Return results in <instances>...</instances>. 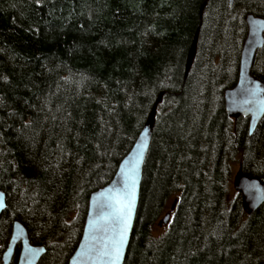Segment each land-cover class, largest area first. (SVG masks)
<instances>
[{
	"label": "trees",
	"instance_id": "1",
	"mask_svg": "<svg viewBox=\"0 0 264 264\" xmlns=\"http://www.w3.org/2000/svg\"><path fill=\"white\" fill-rule=\"evenodd\" d=\"M203 3L0 0V259L18 221L46 249L37 264H67L87 199L163 93L124 264H264V203L246 217L224 171L236 152L244 174L264 181V117L248 139L247 119L231 121L221 97L237 81L244 17L264 18V0H208L200 22ZM253 59L263 82L264 45Z\"/></svg>",
	"mask_w": 264,
	"mask_h": 264
},
{
	"label": "water",
	"instance_id": "2",
	"mask_svg": "<svg viewBox=\"0 0 264 264\" xmlns=\"http://www.w3.org/2000/svg\"><path fill=\"white\" fill-rule=\"evenodd\" d=\"M234 0H228V5L231 7ZM208 0H204L201 6L199 21L201 22L203 11L206 7ZM246 27V34L241 47L237 81L235 86L230 89L223 91V104L226 116L235 121L240 118L247 119L248 121V136L251 137L253 132L258 127L261 119L264 117V81L257 79L251 74V68L253 64V58L258 50L263 48L264 45V18L254 16L252 14H247L244 17V22ZM200 26L197 28L192 43L189 48V52L186 58L185 69H184V79L187 78L193 63L195 60L197 52V43L199 36ZM164 94L160 93L157 98H155L150 111H148V116L143 123V127L137 136L133 146L129 149L126 156L119 161V165L111 181L104 187H101L97 191L93 192L87 199V211L83 228L81 231V236L79 237V242L77 244L75 251L70 256L67 264H101V262L88 259L81 256V245L88 241L85 233L88 228V222L92 219L98 212L95 204L96 198L112 188H119L123 186V178L121 177L122 166L127 169L135 165V195L131 211V221L128 228L127 238L124 243L123 252L120 258L119 264H124V259L127 252V247L130 241V235L132 233L133 224L136 216V210L138 206L139 191L142 180V172L144 168V160H146L157 115L158 106L162 103ZM237 173L233 177L232 189L236 195L241 198V209L243 214L245 213L248 217L254 214V212L264 203V181L261 179L248 176L244 174L239 165ZM0 202H2L3 207H0V215L6 210V197L4 192L0 190ZM176 201L173 202L169 209V212L164 215V217L159 221V226H167L169 224L171 213L174 211ZM90 213L92 215L90 216ZM1 217V216H0ZM28 233L23 225L14 221L11 225V233L8 240L7 247L4 252H2V257L0 259V264H10L14 255V251L19 247L18 258L16 264H37L42 256L46 253V249L42 246H35L30 243ZM43 249V251L35 252L34 254L28 255L26 249Z\"/></svg>",
	"mask_w": 264,
	"mask_h": 264
},
{
	"label": "snow or ice",
	"instance_id": "3",
	"mask_svg": "<svg viewBox=\"0 0 264 264\" xmlns=\"http://www.w3.org/2000/svg\"><path fill=\"white\" fill-rule=\"evenodd\" d=\"M123 186L101 193L95 200L97 214L89 220L86 230L88 241L81 245V256L101 262L119 264L123 252L135 195V165L122 166ZM0 207H3L0 202ZM92 213H90V216ZM43 249H26L28 255Z\"/></svg>",
	"mask_w": 264,
	"mask_h": 264
},
{
	"label": "rangeland",
	"instance_id": "4",
	"mask_svg": "<svg viewBox=\"0 0 264 264\" xmlns=\"http://www.w3.org/2000/svg\"><path fill=\"white\" fill-rule=\"evenodd\" d=\"M247 131H248V126H247ZM252 136L251 137L248 136V139H251ZM259 140H261V139L259 138ZM258 147H259V145H258ZM225 158H226V160H225V170L224 171H225V175H226L227 180H228L227 183L229 184V189L232 192V194L233 195H236L235 192L232 189V183H231V181H233V177L237 173V171H238L237 169H238L239 165L241 166V161H242L241 154L240 153H236V152H231V154H229ZM172 200H173V198L172 199H169V202L167 203L166 209H164V211L162 212V214L160 215V217L158 218V220L156 221V223L152 227V234L151 235L153 237H155V238H158V237L162 236L166 232V230H167V226H159L158 223L164 217V215L169 212V209H170V207L173 204V203L171 204ZM240 202H241V198H240ZM172 213H171V215H172ZM245 216L247 217L246 214H245ZM17 248L19 249V247H17Z\"/></svg>",
	"mask_w": 264,
	"mask_h": 264
}]
</instances>
